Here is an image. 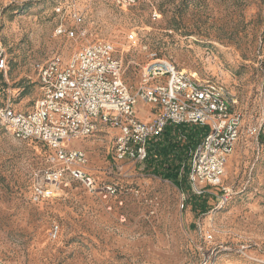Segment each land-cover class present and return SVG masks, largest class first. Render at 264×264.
<instances>
[{"label": "rangeland", "instance_id": "1", "mask_svg": "<svg viewBox=\"0 0 264 264\" xmlns=\"http://www.w3.org/2000/svg\"><path fill=\"white\" fill-rule=\"evenodd\" d=\"M71 9L83 16L84 37L54 33L59 24L76 31ZM97 41L113 46L132 92L155 54L223 85L257 135L241 137L227 160L223 204L216 189L192 194L187 177L179 188L144 164L116 163L115 132L105 127L69 147L85 152L96 184L119 193L104 198L70 183L35 204V175L51 166L52 152L0 125V264H264V0H148L125 9L113 0H0V103L30 111L40 94L35 64L67 62ZM135 109L150 120L147 106ZM202 201L208 210L194 211Z\"/></svg>", "mask_w": 264, "mask_h": 264}, {"label": "built area", "instance_id": "2", "mask_svg": "<svg viewBox=\"0 0 264 264\" xmlns=\"http://www.w3.org/2000/svg\"><path fill=\"white\" fill-rule=\"evenodd\" d=\"M113 1L125 9L148 0ZM70 18L76 31L59 24L54 33L69 39L84 37L87 32L81 27L82 14L71 9ZM128 39L136 43L133 34ZM34 68L40 94L31 110L21 112L10 101L0 103V125L12 138L39 142L52 152L48 157L51 166L35 175L32 203L56 196L70 183L104 198L117 195L116 184H96L85 170V152L70 148L69 143L91 138L105 127L115 132L114 161L143 165L150 145L168 126L207 127L190 152L187 182L196 196L216 189L220 203L227 201L229 191L222 187L227 160L240 138L256 136L257 128L243 126L241 114L233 108L235 101L223 85L199 81L152 54L142 68L138 88L132 92L123 80L122 61L115 56L113 46L103 41L80 47L67 62L53 57ZM5 69L1 53L0 71ZM138 103L148 107L147 122L136 116Z\"/></svg>", "mask_w": 264, "mask_h": 264}, {"label": "trees", "instance_id": "3", "mask_svg": "<svg viewBox=\"0 0 264 264\" xmlns=\"http://www.w3.org/2000/svg\"><path fill=\"white\" fill-rule=\"evenodd\" d=\"M207 131V127L199 126L166 127L161 138L149 147L148 158L144 163L145 170L180 188L188 175L190 151L195 148ZM181 171L183 172L182 178ZM193 210L205 213L208 210L206 201L194 203Z\"/></svg>", "mask_w": 264, "mask_h": 264}]
</instances>
